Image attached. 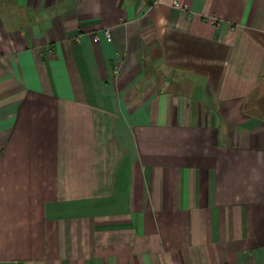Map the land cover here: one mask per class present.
<instances>
[{
	"label": "crops",
	"instance_id": "1",
	"mask_svg": "<svg viewBox=\"0 0 264 264\" xmlns=\"http://www.w3.org/2000/svg\"><path fill=\"white\" fill-rule=\"evenodd\" d=\"M0 264H264V0H0Z\"/></svg>",
	"mask_w": 264,
	"mask_h": 264
},
{
	"label": "built area",
	"instance_id": "2",
	"mask_svg": "<svg viewBox=\"0 0 264 264\" xmlns=\"http://www.w3.org/2000/svg\"><path fill=\"white\" fill-rule=\"evenodd\" d=\"M177 4V3H176ZM107 35H108V37L110 38V32H109V30L107 29ZM116 72H118V70H116Z\"/></svg>",
	"mask_w": 264,
	"mask_h": 264
}]
</instances>
